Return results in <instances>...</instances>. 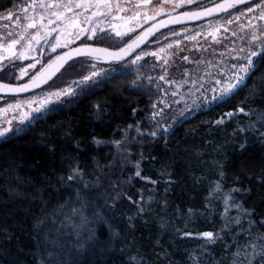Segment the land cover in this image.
Returning a JSON list of instances; mask_svg holds the SVG:
<instances>
[{
    "label": "trees",
    "instance_id": "1",
    "mask_svg": "<svg viewBox=\"0 0 264 264\" xmlns=\"http://www.w3.org/2000/svg\"><path fill=\"white\" fill-rule=\"evenodd\" d=\"M21 2L0 0V15ZM262 73L264 63L253 73V79ZM253 79L248 80L249 86ZM133 80L132 73L118 72L75 103L48 113L27 132L0 140V264H39L45 252L46 232L49 242L55 239L68 244L75 240L71 222H66V227L61 226L62 214L57 215L55 223L49 220L40 230L34 227L42 212L41 204L43 200H51L46 211L54 212L63 198L69 194L75 197L74 191L67 190L62 198H56L59 176H67L70 167L77 166V162L84 177L95 180L100 174L97 162L108 165L113 161L111 143L97 145L93 137L104 141L121 139L123 131L140 120L142 110L151 107L156 98L153 89L145 84L130 87ZM258 91L264 92V89ZM245 92L246 89H241L226 103L196 111L167 135H145L140 142L133 141L129 146L130 161L136 168L129 164L123 172L117 171L120 167L105 169L102 186L88 194L97 198L103 215L102 220L89 225L98 240L106 243L111 238L105 221L111 223L120 236L113 240L109 251L101 252L93 244L86 245L87 251L82 256H77L70 244L65 251H71L73 259L87 260L89 264H126L127 257L135 254L144 255L148 264H157L156 253L167 254L166 258L159 257V264H192L190 256L193 254L199 264H229L230 249L227 257L220 259L227 238L233 239L237 229L248 227L249 220H264V137L252 130L240 131L249 119L244 113L237 115L240 119L237 122L215 123L224 113L235 112L237 107H244L245 111L264 109V100L259 98H249L242 104ZM97 104L102 110L99 114ZM134 108L136 113L132 111ZM41 132L49 134L46 143H41ZM241 144H245L244 149L240 148ZM68 157L73 158L71 162ZM137 164L140 176L134 173L138 170ZM118 176L131 177L129 182L132 183L126 187V197L123 195L114 202L102 194H108L110 186L114 188ZM214 179H220L222 188L237 198L240 209L253 212L249 217L240 211L243 226H235V230L225 228L219 210L211 212L212 199L208 195ZM9 189L27 190V194L17 197L10 194ZM37 189L41 192L37 193ZM248 189H251L250 194ZM95 210L89 207L86 214L91 216ZM129 217L135 224L134 229L128 228ZM57 228L59 232L55 231ZM206 231L220 234L219 240L209 243L201 236L185 235H200ZM251 231L264 233V225L258 223ZM246 235L241 234L236 239L243 244ZM201 245L206 251L200 250Z\"/></svg>",
    "mask_w": 264,
    "mask_h": 264
},
{
    "label": "snow or ice",
    "instance_id": "2",
    "mask_svg": "<svg viewBox=\"0 0 264 264\" xmlns=\"http://www.w3.org/2000/svg\"><path fill=\"white\" fill-rule=\"evenodd\" d=\"M169 0H162V3L155 9L153 15H149L146 9L152 3V0H137L135 4L131 0H124L122 4L120 0H28V2L19 9L20 15H17V27L21 28V31L18 32L15 38L8 39L7 43L0 42V51L6 53L7 55L0 54V76L3 72L9 70V68L15 67V61L25 60L28 58L30 52L35 50V46L42 41L44 43L51 44V50L53 52L58 48H69L68 51L63 52L61 55H57L54 60H49L47 65H42L41 71L37 72L36 75L32 76L27 83H20L17 85L0 83V91L7 93H22L26 92L29 89H41V85H44L48 90L45 91L41 89L42 95L33 96L28 100H16L15 103H9L3 109H0V114L7 113L9 111L21 110L19 116H13L12 119H7L0 123V139L8 140L12 137L18 136L27 132L31 129L36 122L41 119H44L46 115L52 111L59 110V108L71 105L76 102L80 97L87 95L91 89L101 87L106 81L114 78V74L117 72L130 71L128 64L120 63L116 67H110L108 69L97 68L96 64L87 65L84 62L74 60V57L81 55H93L96 59H99V56L96 54L102 53L108 59L115 61H122L123 57L127 56L129 52H132L133 49L138 48L149 36L157 31L158 28L164 27L166 24L177 23L181 19L187 20H197L201 17H210L214 13H227L229 9H234L236 4H243L245 6V12L240 13L235 17L229 18L226 21L227 25L233 24L234 20H239L241 15L252 14L259 12L258 16H253L249 20L248 25L252 29L250 38L246 47L239 49L237 54L233 56L234 63L231 64L230 68L227 70L221 69L218 73V77H213L214 85L210 88H204V85L201 84L199 88H196L191 95L199 93V96L193 99V103L186 106L184 109H181L179 113L171 117V122H167L163 129L162 134H167L168 130L173 127V124L177 122L181 117H185V114L189 109L193 111L201 108L211 107L213 105H219L221 103H226L228 100L232 99L234 96L240 92L241 89H246L244 98L241 100V103H245L249 98H259L264 100V92L258 91V89H264V73L259 77L253 79V73H255L260 64L264 63V32H261L257 35L256 26L252 23V20L264 21V0H260V3H256L255 0H252V6H248V0H222L221 3H214L213 0H210L212 6H201L203 0H179V2L174 3L171 9L172 12L176 8L181 7L182 4L193 5L197 8L195 11L183 12L181 16H172L171 12L169 13V19L161 20L159 23H154L151 28H147L141 32L135 40H132L124 48L119 49L118 52H110L107 48H92L89 45L85 44L83 47H69L73 44L74 40H79L81 36L86 33L89 34V38H96L98 41H102L106 38L105 28L102 27V24H106L107 27L111 28L115 35L118 37H125L127 33L134 32L132 27H125L123 31L120 30V25L116 23H108V18L111 17L112 20H120L127 23V21H135V27H140L141 12L134 11L133 15L130 17H125L120 15V13H125L131 9H145L143 13L144 20H154L156 16H159L161 12L164 11V5L168 3ZM14 13L9 12L6 18H11ZM26 21L25 23H20V21ZM219 27H224L225 32L228 31V28L224 24H219ZM219 27L215 31L219 30ZM30 29L34 31H29ZM97 33H100V36H97ZM54 37V43L49 41V37ZM174 36L178 33H173ZM233 36L236 35L235 32L232 33ZM13 33L8 32L7 37H12ZM213 38L215 39V32L213 33ZM243 39V37H241ZM179 44V40L176 41ZM17 45L20 46L19 51H17ZM172 45H167V48H171ZM232 51H235L233 49ZM165 52L164 48H160L158 52L148 53L143 52L142 55H138L134 60H131V64H137L140 62L144 56L153 55L157 60L162 59L159 53ZM185 61L189 57H182ZM246 61L241 63L240 61ZM146 63V62H145ZM167 60L164 61L166 65ZM37 64H40L38 59L34 63L27 65V68L20 69V75L17 77L19 80L21 77L29 75V70L36 68ZM164 68V65H161ZM209 67L213 65L209 64ZM63 69V71H61ZM87 69V74L85 73ZM165 74H167V68H164ZM60 73L62 79L60 84H63V87H58L53 82L52 78L56 73ZM187 75V72H185ZM77 77V78H73ZM71 78V79H68ZM161 80H165V76L162 75L159 77ZM199 79H203L200 77ZM253 79V84L248 85V80ZM151 80V77H149ZM139 76L131 82L130 87L137 88L139 87ZM172 82V81H166ZM185 80L182 83H187ZM192 84H196L197 80L193 79ZM179 87V85H178ZM203 89V91H202ZM208 93H211L209 95ZM176 95V93H173ZM5 99L0 96V100ZM181 99H184L181 97ZM199 101V102H197ZM179 103V101H177ZM25 105L27 106L25 109ZM97 114L102 110L100 105H95ZM155 105L153 108L155 109ZM106 111V110H104ZM133 113L137 112V109L132 110ZM163 109L160 112H153V119L155 116L161 115ZM235 112L244 113L247 116L248 123L244 128H241L240 131H255L261 137H264V132H259L257 124L260 128H264V109L258 108H249L248 111H245L244 107H237ZM234 111H229L224 113V116L233 117L235 115ZM255 117V120L251 118ZM13 121H18L13 123ZM216 124L223 123V117L220 120L215 121ZM6 125V126H5ZM159 127V122H157ZM55 128L56 126H52ZM132 126L129 125L130 129ZM137 132H140L139 127H137ZM125 131V137L121 140L113 141H104L93 137V142L97 145L111 143L114 144L117 148V153L114 155L113 161L109 162L108 165H100L97 162V167L100 169V174L96 176L95 180H85L84 173L79 168L78 162L77 166L70 167V171L67 176L61 174L58 178V192L57 199L62 198L63 193L67 190H72L75 193V197L71 194L68 197L63 198V202L55 206L54 212H47L46 209L48 205L52 203L51 200H43L41 204V215L37 217L34 227L37 230L43 228V226L51 220L55 223L58 214L63 215V219L60 221L61 226L66 227V222H71L72 233L74 234L75 240L68 241V244L75 249L77 256H82L86 251L88 244H93L99 247L101 252L111 250L113 246V240L120 236V232L113 227V225L107 221L108 228L111 233V238L105 243L98 240L94 230L89 228L94 221H99L103 219V215L100 212V206L96 203L94 197L89 196L90 192L96 191L99 189L103 180L105 169H115L116 164L115 160L117 157L123 155L124 144L130 143L131 141L127 140V129ZM67 135V132L64 133ZM149 135L156 136L157 131L149 133ZM41 143H46L49 139V134L40 133ZM79 145H77L78 147ZM241 149L245 148V144L240 145ZM111 154V153H109ZM69 161L73 159L68 157ZM95 161L96 158L93 157ZM137 171L135 176H140L139 166L137 164ZM223 176V173H220ZM131 179V177L129 178ZM156 183V181H153ZM169 183H172L170 180ZM217 187H219V182H217ZM233 191H238V189H233ZM10 194L22 197L27 194L25 191H17L9 189ZM37 193L41 192V189L36 190ZM247 192L250 194L251 189H248ZM119 196V194H117ZM36 197L34 196L33 199ZM131 199V197H129ZM89 207H93L96 210L92 213L91 216L86 214V210ZM232 205L227 204L226 198V207L224 213L221 215L227 220V213L229 208ZM237 208H240V205H236ZM65 209H67V214H65ZM140 212L143 211V207L139 209ZM191 211V210H190ZM241 212L244 215L252 216L253 212L247 209H242ZM131 217H129V229H134L135 224L131 223ZM78 221V222H77ZM235 223L240 224V218H235ZM264 225V220L248 221V228H239L238 232L233 234V239L231 244H235L236 251L231 253V260L229 264H256V261L259 260L260 264H264V233H252V229L256 227L257 224ZM225 228H229V224L224 225ZM55 231L59 232L60 229L57 228ZM87 232L86 235L84 233ZM247 233L245 237V242L240 243L237 236ZM189 235V233H185ZM201 237L205 238L207 241H215L218 238V234L213 232H203L200 234ZM44 239L45 243V252L39 260V264H89L87 260L73 259L71 251H65L68 247V244L58 243L55 239L49 242L48 234L45 233ZM49 244L51 250H49ZM231 244L225 242L224 244V255L221 256V260L225 259L228 255V250L231 247ZM201 249L206 251L204 245H201ZM123 251V249H121ZM164 256L166 258V253H156L157 264H159V257ZM192 264H199L198 257L193 254L190 256ZM126 264H148V261L144 255L135 254L128 256Z\"/></svg>",
    "mask_w": 264,
    "mask_h": 264
},
{
    "label": "rangeland",
    "instance_id": "3",
    "mask_svg": "<svg viewBox=\"0 0 264 264\" xmlns=\"http://www.w3.org/2000/svg\"><path fill=\"white\" fill-rule=\"evenodd\" d=\"M215 1L217 0H213V2ZM27 2L28 0H22V2L18 4L16 7L1 14L0 22L17 21L16 17L17 15H20L19 9L22 6H24ZM177 2H179V0H169V2L164 5V11L161 12L159 16L164 14H169L170 12L174 13L186 9H196L195 7H193V5L182 4L181 7L176 8L175 11L172 12L171 9L173 7V4ZM255 2L260 3V0H255ZM161 3L162 0H155L154 5L146 9L148 11V14L153 15L155 9ZM210 3H211L210 0H203V4L201 6H205ZM248 6L251 7L252 2L249 3ZM139 11L141 12V14H143L144 13L143 11H145V9H139ZM9 12L14 13V15L11 18H6ZM242 12H245V6L239 7L217 18H213L204 22L170 28L158 34L156 37H154L146 46H144L137 53V55L123 62L124 64L129 65V68L131 70L127 72L132 73L134 75V80L137 78V76H139V81H138L139 85L145 84L153 89L156 96L153 105H155L156 107L154 109L152 105L148 109L142 110L141 119L138 120L134 125H132L130 129L127 128L126 138L131 142L124 144L122 146L123 155L116 158L118 163H115L116 167L113 170H116L117 168L120 167L121 168L120 171L119 169H117V171L123 172L122 170L127 169V166L129 164L133 166L132 167L133 169L136 168L134 167L133 163L130 161V159H132V151L129 148L130 144L133 141L140 142L141 137L145 135L149 137H153L152 135H149V133L153 131H157L156 136L161 135L166 123L165 118H167V122H171V117L177 115L181 109H184L186 103L188 105H191L193 103V99L199 96V93H195L194 96L191 95V93H193L196 88H199L201 84L204 85V88L212 87L214 85L213 77H218V73H220V70L222 68L227 70L228 68H230L231 64L235 62L233 60V56L237 54L240 48L247 46L248 39L250 38L252 33V29L246 27V25H248L249 20L252 19L253 16L259 15V12L241 15L240 19L234 20L233 24L231 25L226 24L227 19L240 15V13ZM145 21H149V20H145ZM217 22H219V24H224V26L228 28V31L225 32L224 27H219ZM145 23L144 24L140 23L139 28H142L145 25ZM252 23L256 26L257 35H259L261 32H264V21L252 20ZM101 26L105 28V33L107 35L103 41L107 44L113 46L120 45L123 42H125L126 39L128 38L127 36L123 38L116 36L115 33L110 32V28L107 27L106 24H102ZM217 27H219V30L215 31ZM214 32H215V39L213 38ZM233 32L236 33L235 36L232 35ZM173 33H178V35L174 36ZM241 37H243V39H241ZM177 40H179L180 42L179 44L176 43ZM169 44L172 45L171 48H167V45ZM160 48L165 49V52L159 53L162 59L157 60L155 56L147 55L144 56L143 59L137 64H131V60H134L135 57L138 55H142L143 52H148V53L158 52ZM233 49H235V51H232ZM184 56L189 57V59L185 61L182 58ZM165 60L168 61L166 65L164 64ZM77 61L84 62L87 65L94 63L97 65V68H104V69H108L110 67H116L120 64V63L100 64L94 61L93 59H89V58L80 59ZM240 62L245 63L246 61L241 60ZM209 64L213 65V67H209ZM161 65H164V68H167V74H165L164 68H162ZM185 72H187V75H185ZM83 74H87V69ZM162 75L165 76V80L159 79V77ZM149 77H151V80H149ZM200 77H203V79H199ZM73 78H77V77H73ZM61 79L62 77L60 76L54 82L56 86L58 87L64 86L63 84H60ZM193 79L197 80V83L195 85L192 84L191 82ZM185 80H187L188 82L182 83ZM166 81H172V82H166ZM44 90L47 91L48 89L44 88ZM173 93H176V95H173ZM42 94L43 93L41 92V90H37L35 92L22 96H14V97L2 96L5 99L0 100V109L5 108L9 103H15L16 100L24 101L31 99L33 96H39ZM208 94L211 95V93ZM181 97H183L184 99H181ZM177 101H179V103H177ZM26 107L27 106L25 105V109ZM161 109H163L162 114L155 116V118L153 119V112H160ZM22 110L24 109L9 111L7 113L0 114V123H2L5 120V118L12 119L13 116L18 117L20 111ZM198 110L200 109H197L195 111L189 109L188 112L185 114V117H181L177 122H175L173 124V127L168 130V133L174 128L176 124H178L180 121L189 117L191 114L195 113ZM238 114L239 112L237 113L235 112V115L233 117L224 116L223 123L221 124L229 122L230 120H234L237 122V119H239V117L237 116ZM17 122L18 121H13V123H17ZM157 122H159V127L157 125ZM137 127H139L140 129L139 133L136 130ZM257 128L259 130L264 129L260 127ZM124 137H125V131H123V135L121 139ZM111 145L113 146L114 155H115L117 153V148L114 144ZM136 161L139 162V159ZM129 178L126 179L118 176V178L115 179L114 188L110 186L111 188L109 189V191L106 190L110 196L105 193H103L102 196L104 198L111 197L112 201L114 202L117 201V199H120V197L123 195L126 197L128 190L126 189V187H129L132 183L129 182L130 181ZM84 179L87 180L86 177H84ZM217 182H219V187H217ZM222 184L223 183L220 182V179H214L213 188L210 190L208 195L209 198L212 199L211 204L209 203L210 210L212 213L216 210H219L220 214L224 213L226 207V198H227V204L232 205V207L229 208V211L227 213V217H228L227 220L225 219L224 216L221 215V217L224 219L225 224L228 223L229 227L232 230H235L236 228L235 226H243V221H242L243 216L241 215L240 212L241 209L236 207V205H239L237 198L236 197L234 198L231 195L230 191L223 189ZM117 194H119V196ZM236 217L240 218L239 225L235 223ZM247 228L248 227L246 225L244 229ZM238 230L239 229H237L235 233H237ZM209 232H213L214 234H216L215 231H209ZM182 236H184V234H182ZM219 238H220V234H218V238L215 242H217ZM227 239L228 240L226 242L231 244L232 237H229ZM208 242L212 243V241H208ZM236 247H237L236 245H231L230 251L235 252ZM200 250H202L201 247ZM256 264H260V261L257 260Z\"/></svg>",
    "mask_w": 264,
    "mask_h": 264
},
{
    "label": "flooded vegetation",
    "instance_id": "4",
    "mask_svg": "<svg viewBox=\"0 0 264 264\" xmlns=\"http://www.w3.org/2000/svg\"><path fill=\"white\" fill-rule=\"evenodd\" d=\"M120 2L123 4L124 0H120ZM131 2L133 4H135L137 2V0H131ZM154 3H155V0H152V3H151V5L149 7H152L154 5ZM134 11H139V9H131V10L125 12V13H120V15L125 16V17H130V16L133 15ZM164 15H166V14H164ZM164 15H161L159 17H162ZM142 17H143V14H141V19H140L139 22L141 24L142 23L144 24L146 22L145 25L142 28H136L135 27V23H136L135 21H130L129 20V21H127V23H125L124 21H120V20H112L111 17L108 18L109 23H116V24L120 25L121 26L120 27L121 31L124 30L125 27H132L133 30H134V32L127 33L126 36L128 38L126 39L125 42H123L120 45L113 46V45L105 43L103 40L102 41H98V40H96V38H89V34L86 33L85 35L81 36L79 40H74L73 44L70 45L69 47H74V46L79 45V44H93V45L105 46V47H108V48H118V47L122 46L123 44L127 43L128 41H130L131 39H133L146 26H148L155 19L159 18V17H155L154 20L145 21ZM25 22L26 21H23V20L20 21L21 24L25 23ZM20 31H21V28L17 27V21H12V22L1 21L0 22V42L7 43L8 39L15 38L16 34L18 32H20ZM29 31L31 32V31H34V30L30 29ZM164 31H166V30H164ZM164 31H162V32H164ZM8 32H12L13 36L12 37H7V33ZM110 32H113L111 28H110ZM113 33H115V32H113ZM100 35H101L100 33H97V36H100ZM54 37H55V34H53V36H50L48 38L49 41L54 43L55 42L54 41ZM148 43H146L144 46H146ZM19 48H20V46L17 45V51H19ZM66 49H69V48H58V49H56L55 52H53L51 50V44L50 43L46 44V43H44L42 41L41 43H39V44H37L35 46V50L34 51L30 52V54H29L27 59L15 61V67L14 68H9L8 71L3 72L2 76H0V81L10 82V83L25 82V81L29 80L32 76L36 75L37 72L41 71L42 65H47L49 60H53L57 55H59L60 53H62ZM139 51H137L135 54H133L129 59H131L132 57L137 55V53ZM0 54L7 55L6 53H2V51H0ZM86 58L93 59L94 61H96V62H98L100 64L120 63V62H103L100 59L90 58V57H82V58H77L75 60L86 59ZM36 59H38L40 61V64H37L36 68L30 69L28 76L21 77L18 80L17 77L20 75V69L21 68H27V65L30 64V63H34ZM61 71H63V69ZM60 76H61V74L58 73V75L53 79V82H55ZM44 88H45V86L43 88H41V89H44ZM41 89H39V90H41ZM8 97H14V96H8Z\"/></svg>",
    "mask_w": 264,
    "mask_h": 264
},
{
    "label": "water",
    "instance_id": "5",
    "mask_svg": "<svg viewBox=\"0 0 264 264\" xmlns=\"http://www.w3.org/2000/svg\"><path fill=\"white\" fill-rule=\"evenodd\" d=\"M222 0H217L215 1L214 3H221ZM252 0H248V4L251 3ZM205 6H212L211 3L208 4V5H205ZM244 6L243 4H236L235 5V8L234 9H229L228 12L230 11H233L239 7H242ZM197 10L196 9H186V10H181V11H177V12H174V13H171L172 16H181L183 12H190V11H195ZM227 12V13H228ZM223 14H226L224 12H221V13H214L213 16H210V17H201L200 19H197V20H187V19H181L179 20L177 23H174V24H166L164 27L162 28H158L156 32H154L151 36H149L142 44L139 45L138 48H135L133 49L132 52H129L127 56L123 57V60L122 61H115V60H112V59H108L104 56V54L102 53H99V54H96L97 56H99V59L102 60L103 62H125L126 60H128L133 54H135L137 51H139L146 43H148L151 39H153L156 35H158L159 33H161L162 31L164 30H167V29H170V28H175V27H180V26H185V25H191V24H195V23H200V22H204V21H207V20H210V19H213V18H217ZM169 19V14H166L162 17H159L157 19H155L153 22H151L148 26H146L143 30L147 29V28H151L153 26L154 23H159L161 20H167ZM142 30V31H143ZM141 31V32H142ZM140 33H138L133 39H131L130 41H128L127 43L123 44L122 46L118 47V48H108V47H105V46H99V45H93V44H87L89 45L90 47L92 48H107L110 52H118L119 49L121 48H124L128 43H130L132 40H135L137 36H139ZM85 44H79V45H76L74 47H83ZM69 49H66L65 51L63 52H66L68 51ZM62 52V53H63ZM62 53H60L59 55H61ZM82 57H90V58H95L93 55H81V56H77V57H74L73 59H77V58H82ZM55 59V58H54ZM53 59V60H54ZM59 73V72H58ZM58 73H56L55 76H53L52 80L58 75ZM31 79V78H30ZM29 79V80H30ZM29 80L25 81V82H21V83H27ZM0 83H6V84H13V85H17V84H20V83H10V82H5V81H0ZM44 85H41V88H43ZM39 89H29L28 91L26 92H22V93H7V92H3V91H0V96H22V95H26V94H29V93H32V92H35ZM188 236H193V237H198L200 236L199 234H189Z\"/></svg>",
    "mask_w": 264,
    "mask_h": 264
}]
</instances>
